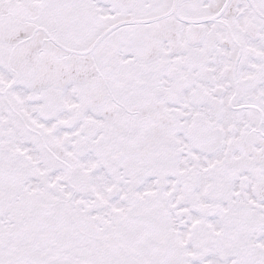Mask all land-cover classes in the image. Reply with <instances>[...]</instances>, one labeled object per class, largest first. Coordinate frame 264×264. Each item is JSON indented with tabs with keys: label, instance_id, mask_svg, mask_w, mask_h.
Returning <instances> with one entry per match:
<instances>
[{
	"label": "snow or ice",
	"instance_id": "obj_1",
	"mask_svg": "<svg viewBox=\"0 0 264 264\" xmlns=\"http://www.w3.org/2000/svg\"><path fill=\"white\" fill-rule=\"evenodd\" d=\"M0 264H264V0H0Z\"/></svg>",
	"mask_w": 264,
	"mask_h": 264
}]
</instances>
